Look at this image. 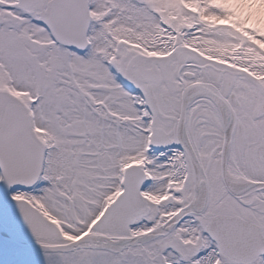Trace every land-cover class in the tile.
I'll use <instances>...</instances> for the list:
<instances>
[{"label":"snow or ice","instance_id":"1","mask_svg":"<svg viewBox=\"0 0 264 264\" xmlns=\"http://www.w3.org/2000/svg\"><path fill=\"white\" fill-rule=\"evenodd\" d=\"M0 264H264V0H0Z\"/></svg>","mask_w":264,"mask_h":264}]
</instances>
